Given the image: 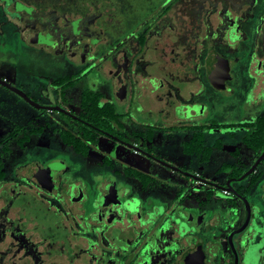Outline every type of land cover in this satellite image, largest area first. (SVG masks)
<instances>
[{
	"label": "flooded vegetation",
	"instance_id": "obj_1",
	"mask_svg": "<svg viewBox=\"0 0 264 264\" xmlns=\"http://www.w3.org/2000/svg\"><path fill=\"white\" fill-rule=\"evenodd\" d=\"M99 1L0 0V53L8 37L3 28H13L15 23L22 51L19 57L24 60L31 53L40 57L37 65L42 64L40 68L56 77L51 83L55 102L37 103L6 77L0 80L20 89L36 104L4 83L0 85L38 109L81 120L79 107L75 112L60 101L71 105L74 80H86V86L102 94L101 102L111 103L116 110L117 135L102 130L105 134L101 136L148 156L157 166L195 178L200 185L222 188L234 199H215L210 190L206 201L177 190L168 199L163 198V193H169L166 189L162 198L156 199L148 190L155 174L153 166L143 170L123 161L117 168L107 158L93 177L95 183L87 196L85 189L90 184L66 179L64 169L51 167L52 161L47 166L36 161L27 166L21 163L18 152L30 139L24 140L22 125L11 127L6 135L0 129V168L4 172L0 178V264H73L79 260L80 264H264V181L260 198L249 199L253 186L260 182L256 170L264 159L245 175L263 152L257 153L243 142L256 159L249 170L242 162H223L218 172L222 165H230L223 185L191 170L195 163L210 160L202 159L201 138L195 136L202 127L203 146L211 156L217 148L232 155L239 152L238 145L228 150L220 144L221 139L209 144L206 137V131L229 125L226 119L234 114L227 103L236 101L241 106L239 126H249L261 116L245 121L250 94L255 97L264 90L253 88L264 82V0H162L148 8L137 26L141 31L133 29L127 37L120 35L118 11L112 16ZM242 79L248 90L241 87ZM195 80L199 90L205 91L204 101H193L190 106L179 99L170 105L168 118L163 120L159 112L169 107L164 95L178 96L183 90L180 83ZM230 89H242L245 94L239 93L240 99L225 97L219 115L207 102L208 91ZM83 90L77 92L78 106ZM145 95H154L157 101L146 117L138 111L142 107L138 98ZM196 105L208 109L193 110ZM205 115L209 120L201 122ZM175 127L182 132L180 136L190 133L180 141L192 162L185 166L163 162L148 146L162 131L173 132ZM17 128H21L20 134L10 136ZM128 168L144 173L147 184L128 175ZM233 169L238 175H230ZM10 210L17 215L11 217Z\"/></svg>",
	"mask_w": 264,
	"mask_h": 264
},
{
	"label": "rangeland",
	"instance_id": "obj_2",
	"mask_svg": "<svg viewBox=\"0 0 264 264\" xmlns=\"http://www.w3.org/2000/svg\"><path fill=\"white\" fill-rule=\"evenodd\" d=\"M161 1L162 0H101L99 2L101 6H104L107 13L112 12V16L116 11H118V14L122 18V21L118 24L120 32L122 31L120 35L124 36L126 34L125 37H127L133 29L141 31L142 28L137 26L141 22V19L148 14L146 11L150 8V6L153 5L154 7L158 3L160 4ZM105 16L107 17L108 15ZM12 27L13 28L6 26L3 28L8 32V37H6V40L4 38L6 49L4 46L3 51L0 53V78L6 77L10 83L30 94L31 98L39 104H53L55 101L54 98H52L54 92L51 83L56 77L46 73L43 68H40L42 64H40V66L37 65L41 60L40 57L34 56L32 53L24 60L19 57L18 53H22V51L17 32L18 28L15 23H13ZM42 62L43 60L41 63ZM240 82L242 83L241 87L248 90V87L245 82H243V79ZM87 83L88 82L86 80H82L77 83L73 88L74 93H72L73 100L70 102L71 105L60 101L61 105L77 112L80 97L77 92L83 90L85 86L88 85ZM180 86L183 87L180 95H164V98L169 103V107H165L164 110L161 108L159 113L165 121L168 118L169 109H171L170 105L178 102L179 99L183 105L189 104L190 106H192L193 101L199 103L204 101L205 97H203V94L205 91L204 89L199 90L201 86H199V82L197 80L180 83ZM253 88L256 90L259 88L264 89V82H260L259 86L255 85ZM196 91L197 95L194 94ZM241 92L245 94V91L242 89L239 92H232L230 89L228 91L221 90L218 93L213 92V90H209L207 94V102L214 108V111L220 115L221 112L219 111V108L221 106V101L228 95H234L236 99H240L242 98L240 97L242 95L239 94ZM47 94L50 95V98L46 97ZM256 94L257 95H255V97H252V94L249 96L251 106L245 112L247 116L245 121L253 120L256 116L264 113V90ZM68 95L70 94H67V98ZM155 100L154 95L149 97L145 95L138 98V101L142 106L138 108L141 116L146 117L150 107H157V101ZM158 105L161 106V102H159ZM226 105L233 111L234 114L232 117L226 119L229 125H222L216 129L212 128L211 130L206 131V137L209 144L213 143L216 139H221L220 144L222 145H238L239 152L234 154V156L230 152L225 151L223 148H217L214 150L209 161L203 163L197 162L195 165L191 166V170L199 173L201 178L213 183H219L221 185L225 183L228 173L226 171H217L223 162L226 161L237 164L238 162H242V164L247 166L245 170H249L251 164H253L256 159L255 153L242 141L243 136L246 134L247 130H249L248 128L250 126L237 125L241 119V117H239L241 115L240 113L242 112L243 114L241 106L238 102L236 103V101H231ZM203 108V106L199 105L192 107L193 110H203ZM207 109L208 107L205 110ZM156 116L157 114L155 113V118ZM214 116L219 117L216 114H214ZM205 117L206 115L200 118L201 122L208 121L209 118L213 117V113L209 118L206 119ZM138 121V123L141 124V120ZM2 123H5V126ZM76 124L77 122L74 119H69L56 111L51 112L48 110H41L30 105L19 95L0 85V125H2L0 126V129L2 131V135H6L10 128L15 125H22V132L26 129L27 133L34 128H43L42 132L31 134V137L26 143L24 149L19 150L18 152L20 158L22 159L21 163H27L25 166L34 161L43 166H47L49 162L52 161L53 163L51 164V167L64 169L65 172L63 177L66 179L72 181L78 180L82 182V185L84 183H89V187L85 189L86 195L89 196L91 186L95 183L93 177L98 175L99 170L103 167L102 160L107 158L109 162L113 163V165L117 168L122 167L123 161H125V164L131 162L143 170H148L151 166H153L155 168V174H153L152 180L149 182L148 187L150 189L148 190L156 197V199L162 198L160 195L164 189H166L170 194L168 193L167 195L163 193V198H166L167 196L168 199L173 198V192H176V190L180 191V193L184 191L188 196H195V198L198 197L200 201L207 200V190L211 191V195L214 196L215 199H234L224 194L222 188L213 187L211 185H200V182H196L195 178H189L184 175H180L179 173H173L171 169H167L164 165L158 164L157 166V163L152 161L148 156L142 153H135L133 149H130L125 144L110 139L107 136H101L99 142L92 146V149L87 156L78 154L71 146L64 144L61 138V131L63 129L75 126ZM169 124L171 125V122ZM172 124L176 125V122L174 121ZM175 130L176 131L173 130V132H168V130L167 132L166 130L162 131L161 137L156 139L157 141L155 140V142L149 143L148 146H151L154 154L163 162L168 161L174 165L185 166V164L191 162V160H189L187 155L183 153L180 141L183 139V136L189 137L190 133L188 132L185 135L180 136L182 132L178 131L179 129L176 127ZM174 132H176L177 135H175ZM125 136L128 139V136ZM105 168L110 169L107 165ZM256 173L260 175L258 178L260 182L253 186L254 190H252L249 195L250 200L260 198L259 194L264 181V161H262L257 167ZM170 178L173 180L175 179V183L170 181ZM155 197H153L152 200H154ZM211 202L214 203V201H210V203ZM242 209H244L243 206ZM8 214L11 217H15L17 215L15 210H10ZM16 254H18V251H16ZM57 264H71V261L60 262ZM73 264H80V260L75 261Z\"/></svg>",
	"mask_w": 264,
	"mask_h": 264
},
{
	"label": "trees",
	"instance_id": "obj_3",
	"mask_svg": "<svg viewBox=\"0 0 264 264\" xmlns=\"http://www.w3.org/2000/svg\"><path fill=\"white\" fill-rule=\"evenodd\" d=\"M77 81L74 80V85ZM102 94L86 86L82 92L79 117L81 120L74 119L77 124L75 126L68 127L61 131L62 141L71 146L75 152L87 155L91 146L96 144L99 137L105 134L102 130L111 132L117 135L115 131L114 123L116 121V110L109 102L102 103ZM69 119H73L68 115L62 114ZM90 123V124H89ZM250 129L243 136V142L257 153L264 151V114L257 117L256 120L248 124ZM204 127L202 131L198 132L195 136L200 137V145L203 147L200 149L202 159L207 161L211 157L209 149H204L205 144V132ZM21 128L15 129L10 136L20 134ZM43 128L31 129L28 133L25 132L24 140L30 138L31 134L42 132ZM190 149L187 147L186 149ZM230 169L229 164L221 166L220 171H228ZM128 175L137 177L143 184H147L148 177L139 171L127 170ZM4 172L0 168V178H2ZM230 175H238L237 170H230Z\"/></svg>",
	"mask_w": 264,
	"mask_h": 264
},
{
	"label": "water",
	"instance_id": "obj_4",
	"mask_svg": "<svg viewBox=\"0 0 264 264\" xmlns=\"http://www.w3.org/2000/svg\"><path fill=\"white\" fill-rule=\"evenodd\" d=\"M0 82H2V83H4L7 87H10L12 90H14V91H16L17 93H19L20 95H22L23 97H25V98H27L31 103H33V104H36L35 102H33L32 100H30L28 97H27V95L23 92V91H21L20 89H18V88H16V87H14V86H12V85H10L9 83H6V82H4V81H2V80H0ZM59 109H61V108H59ZM63 110V109H62ZM63 111H65V110H63ZM69 113V112H68ZM71 114V113H70ZM72 116H74L73 114H71ZM225 149H228V150H234L235 149V146H232V145H225ZM262 159H264V151H263V153H262V155H261V157L257 160V162L255 163V165L245 174V175H247V174H249L250 172H252V171H254V169H255V167H256V165L262 160ZM244 175V176H245ZM244 176H242L241 178H243ZM227 184H229V182L227 183ZM229 190H231V191H233L234 193H236V191L232 188V187H229ZM237 194V193H236ZM249 209V211H248V217H247V221H248V219H249V217H250V207L248 208ZM246 221V222H247ZM242 229H238L237 231H241Z\"/></svg>",
	"mask_w": 264,
	"mask_h": 264
}]
</instances>
